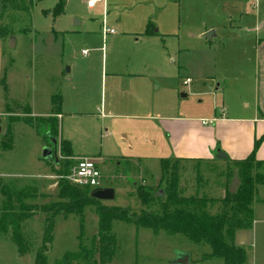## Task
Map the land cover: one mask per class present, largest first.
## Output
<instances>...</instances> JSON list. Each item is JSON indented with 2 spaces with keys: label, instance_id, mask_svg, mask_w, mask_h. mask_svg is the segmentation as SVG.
Segmentation results:
<instances>
[{
  "label": "rangeland",
  "instance_id": "rangeland-1",
  "mask_svg": "<svg viewBox=\"0 0 264 264\" xmlns=\"http://www.w3.org/2000/svg\"><path fill=\"white\" fill-rule=\"evenodd\" d=\"M58 1L0 0V178L35 186L44 194L38 202L56 199L54 165L43 159L47 143L32 122L49 114L51 95L59 94V132L70 140L74 153L108 157L96 160L102 185L112 187L114 197L101 202L138 211L136 185L152 186L162 194L164 184L159 180V159L146 152L147 145H139V125L149 120L130 114L106 118L100 124L97 117L102 62L110 58L111 50L99 33L102 21L115 26L120 20L122 27L142 26L149 21L151 30L158 31L165 41L161 44L159 40L160 58L167 48L171 52L165 68L174 70L173 82L177 84V91L163 94L154 90V97L172 103L183 115L201 117L217 112L221 100L226 106L240 105L237 83L232 78L241 74L245 81L238 82L246 90L245 101L253 103L255 72L249 48L256 38L264 37V0H103L90 12L85 0H64L63 12L53 15ZM141 48L149 51L144 49L147 46ZM185 77L191 78L187 85L182 84ZM202 84L204 87H199ZM107 126L108 132L104 131ZM138 149L142 153L136 154L139 159L111 158L135 155ZM55 152L58 158L57 148ZM225 165L212 160L178 161L177 187L183 195L219 199L233 177L226 176ZM1 201L0 194V207ZM216 209L217 205L211 212ZM96 222L93 208L88 206L82 221L74 215L56 217L51 242L43 246L46 264H54L65 252L78 248L80 229L90 247ZM255 226V239L251 230L238 229L234 242L244 247L247 264H264V224ZM112 230L116 251L112 260L103 264H224L221 257L209 256L207 243H195L182 234L153 232L121 221H113ZM23 232L29 240L23 254L18 252L10 231L0 234V264H34L44 233L43 214L27 218ZM93 258L99 259L96 252ZM69 264L99 263L91 259L71 260Z\"/></svg>",
  "mask_w": 264,
  "mask_h": 264
},
{
  "label": "trees",
  "instance_id": "trees-1",
  "mask_svg": "<svg viewBox=\"0 0 264 264\" xmlns=\"http://www.w3.org/2000/svg\"><path fill=\"white\" fill-rule=\"evenodd\" d=\"M31 3V1H30ZM30 6V5H29ZM29 9V8H28ZM64 10V0H59L52 14L59 15ZM147 26L146 33L150 31ZM61 97L51 95V110L47 116H38L32 124L45 137L47 145L58 149L59 157L54 165L57 175L56 199L38 202L44 194L37 192L35 186L17 185L13 180L0 178V234L10 231L17 250L23 254L28 250L29 240L23 232L24 221L41 213L44 216L42 244L36 249L34 264H46L45 244L52 239L54 219L59 215H74L82 221L85 207H92L97 217L96 232L91 237V246H86L78 235V248L65 252L54 264H69L71 260L93 259L99 264L110 262L116 251V238L112 230L113 221L132 223L157 232L182 234L195 243H207L211 248L209 256L221 257L224 264H247L246 251L234 242L237 229H247L252 223V202L256 186L264 183V160L255 156L259 139H255L251 152L242 159H226V176L236 172L239 183L233 192L225 189L219 198H209L195 194L183 195L177 187V162L179 158H160V182L164 184L161 195L157 188L137 184L135 196L140 203L138 211L131 207L106 205L91 197L92 188L71 183L67 175L76 159L68 139L59 136L57 114L60 113ZM55 142V146H54ZM172 163V164H171ZM170 173V174H168ZM216 205L218 209L211 212ZM97 245L94 247V240ZM99 259H94V253Z\"/></svg>",
  "mask_w": 264,
  "mask_h": 264
},
{
  "label": "crops",
  "instance_id": "crops-1",
  "mask_svg": "<svg viewBox=\"0 0 264 264\" xmlns=\"http://www.w3.org/2000/svg\"><path fill=\"white\" fill-rule=\"evenodd\" d=\"M91 9L87 8L88 12ZM257 13L255 7L254 15ZM114 24L115 26H108L102 21L99 31L102 40L108 41L111 48L110 58L103 60L100 72L102 91L97 106L100 124H103L106 118L114 119L130 114L148 119L149 122L139 125L142 130V141L139 145H147L149 149L145 148L146 152L158 159L179 158L181 161L194 162L212 160L224 162L227 167V158L237 160L246 157L251 152L255 139H259L255 156L259 160H264V37L256 38L249 48L255 72L252 82L253 103L245 101L246 90L241 82H238L239 79L245 81L241 74L240 78L232 79L237 83L235 84L237 97L240 99L239 106H242V109L234 105L230 107L229 104L226 106V102L221 100L217 112L197 117L183 115L172 103L164 102L162 97L160 100L154 97V90H160L163 94L167 91L173 93L177 91V84L173 82L174 70L165 68V61L172 56L171 52L167 48L163 52L164 57L160 58L159 48L165 41L158 31L151 30L152 24L146 21L142 26L139 24L122 27L120 20ZM147 26L150 27L148 33ZM105 28H112L114 32H104ZM142 46H147L144 49L149 51L143 50ZM187 78L188 83L191 82L190 77H185L182 80L183 85L188 84L183 83ZM199 87L203 88L204 85ZM61 118L60 111L57 119L61 121ZM108 129L107 126L104 131L108 132ZM59 136L62 137L61 131ZM216 149L225 154V159L215 157ZM138 151L139 149L133 152L135 155L121 154L111 158L139 159L136 154L142 153ZM72 152L75 159L80 156L99 160L108 158L101 154L77 155L73 148ZM251 207L253 220L247 229L251 230L252 238L255 239L258 231L255 224H264V183L256 186Z\"/></svg>",
  "mask_w": 264,
  "mask_h": 264
},
{
  "label": "built area",
  "instance_id": "built-area-1",
  "mask_svg": "<svg viewBox=\"0 0 264 264\" xmlns=\"http://www.w3.org/2000/svg\"><path fill=\"white\" fill-rule=\"evenodd\" d=\"M103 0H85V5L87 8H92L97 2ZM104 32H114L112 28H105ZM85 53V50H81ZM189 79L183 81L187 84ZM68 180L79 186H89L90 188H100L103 187V181L101 179V171L99 169L97 160L89 156H80L76 158L75 164L70 169L67 175Z\"/></svg>",
  "mask_w": 264,
  "mask_h": 264
},
{
  "label": "water",
  "instance_id": "water-1",
  "mask_svg": "<svg viewBox=\"0 0 264 264\" xmlns=\"http://www.w3.org/2000/svg\"><path fill=\"white\" fill-rule=\"evenodd\" d=\"M205 37L209 36V32L204 34ZM185 94L183 93L182 96H184ZM54 146H55V142H54ZM42 157L43 159L50 161L52 163H57V155L55 152V148L50 147L49 145L44 146L43 150H42ZM215 157L217 159H225V154L220 150V149H216V154ZM239 183V180L237 178L236 172L234 171L233 173V177L231 180V184L230 187L228 188V190L230 192H233L237 185ZM157 194H161V192H158ZM91 197L98 199V200H111L114 197V189L112 187L109 186H103L100 188H94L91 190L90 192Z\"/></svg>",
  "mask_w": 264,
  "mask_h": 264
}]
</instances>
